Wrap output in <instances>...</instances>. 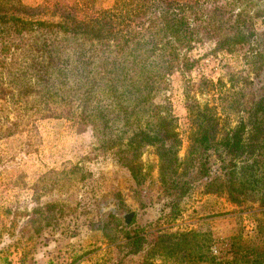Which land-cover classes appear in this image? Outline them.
<instances>
[{"label":"rangeland","instance_id":"1","mask_svg":"<svg viewBox=\"0 0 264 264\" xmlns=\"http://www.w3.org/2000/svg\"><path fill=\"white\" fill-rule=\"evenodd\" d=\"M21 1L35 6L44 0ZM60 1L70 5L78 2ZM113 1L93 0L87 11L107 9ZM234 6V10L241 8L239 4ZM247 9L252 16L255 7L251 4ZM247 22L252 24L249 28L252 31L264 29L259 17L249 18ZM215 35H189L199 41L177 50L179 59H184L167 70L168 75L152 92L148 101L151 110L138 113L133 120H139L142 129L150 130L155 121L152 109L158 106L162 112L169 110L176 117L175 131L181 140L177 153L182 161L179 177L191 183L176 211L171 210L169 198L162 192L153 146L139 147L142 181L136 185L125 165L130 152L116 151L104 141L108 133L118 138L127 136L122 121H116L115 104L110 108L101 104L104 114L111 119L107 128H103L96 118L88 124H76L40 117L30 92L23 97L15 93L13 97L1 98L0 264H190L188 258L161 253L147 257L149 243L142 251L129 253L131 247L126 234L133 227L145 228L149 241L159 232H194L200 243H204L202 238L206 239L209 254L218 256L228 251L233 237L255 236L258 220L264 221V207L259 203L261 194L246 196L237 203L228 197L226 189L207 192L205 184L212 178L224 180L225 184L231 179L229 167L234 166L232 178L238 180L239 166L247 163L257 167L253 177L264 181V145L241 158H229L222 147L215 145L204 159L209 177L197 175L204 160L193 159L188 154L191 123L187 115V90L200 107L215 108L220 117L217 139L222 138L225 130L239 124L240 115L248 121L245 111L234 109L238 102L239 107L245 108L264 94V58L255 57L251 48L258 50L252 37L256 34H245L249 38L230 50L219 48ZM150 48L151 44H137L133 54L146 57ZM150 54V62H140L132 71L137 82L163 68L155 65L156 61L159 63L160 52L150 51ZM2 74L7 82L12 70L4 69ZM218 80L222 82L221 93L212 90L208 83ZM121 109L128 114V109ZM93 122L98 124L96 130L91 125ZM248 133L250 136L251 131ZM130 213L133 223L127 227L124 216Z\"/></svg>","mask_w":264,"mask_h":264},{"label":"trees","instance_id":"2","mask_svg":"<svg viewBox=\"0 0 264 264\" xmlns=\"http://www.w3.org/2000/svg\"><path fill=\"white\" fill-rule=\"evenodd\" d=\"M92 2L78 0L70 5L60 0H44L28 6L21 0H0V100L16 94L23 97L21 95L30 92L40 117L65 119L76 124H88L96 118L103 128H107L111 119L100 106L110 108L115 104L116 121H122L123 133L127 131V136L118 138L108 133L104 141L116 151L130 152L125 165L136 185L142 181L139 147L153 146L158 157L162 192L169 198L171 210L176 211L191 189L190 181L179 177L182 161L177 153L181 140L175 131L176 117L169 110L162 112L158 106L152 109L155 121L150 130L142 129L139 120H133L138 113L151 110L148 101L152 92L168 75L167 70L180 65L184 59H179L177 50L199 41L189 38L190 34H216L217 46L226 50L243 44L249 38L245 34H256L252 37L258 50L251 48L255 57L264 58L261 52L264 29L252 31L249 29L252 24L247 22L253 17L264 22V0H114L107 9L87 11ZM238 4L241 8L234 10V5ZM251 4L255 10L249 16L247 6ZM140 43L151 44V52H160L159 63L156 61L155 65L163 68L144 79L137 78V82L132 74L135 65L148 63L152 57L149 50L143 58L133 54L134 47ZM252 67L257 69V66ZM4 69L12 70L7 82L3 81ZM208 83L212 90L222 92L220 80ZM185 98L189 101L187 115L191 123L188 154L193 159L204 160L206 152L215 145L222 147L229 158L249 156L264 145V94L245 108L239 107L238 102L234 109L245 111L248 121L240 115L239 124L225 130L219 139L220 117L215 108L200 107L188 90ZM14 105L16 108L18 101ZM121 108L128 109V114ZM120 113L123 116L120 117ZM133 123L136 126H131ZM91 125L96 130L98 124ZM234 167H229L231 179L225 184L224 180L212 178L205 184V190L226 189L228 197L237 203L260 193L259 203L264 207V181L253 177L257 167L254 163L239 166L238 180L232 178ZM208 170L204 160L198 166L197 175L209 177ZM132 223L133 219L125 225L130 227ZM196 235L194 232H159L149 241L145 228L133 227L127 231L126 238L131 247L129 253L133 254L149 243L147 257L161 253L188 258L190 264H264L263 220H258L252 239H245L243 234L233 237L228 251L220 256L209 254L206 239L202 238L204 243H200Z\"/></svg>","mask_w":264,"mask_h":264},{"label":"water","instance_id":"3","mask_svg":"<svg viewBox=\"0 0 264 264\" xmlns=\"http://www.w3.org/2000/svg\"><path fill=\"white\" fill-rule=\"evenodd\" d=\"M130 217H131V213H130V214H126V215L124 216V218H125V222H126V223H129V221H130Z\"/></svg>","mask_w":264,"mask_h":264}]
</instances>
